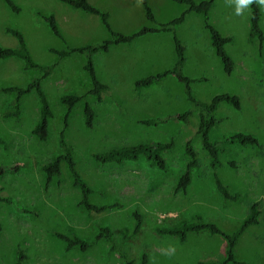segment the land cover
<instances>
[{"label": "rangeland", "instance_id": "1", "mask_svg": "<svg viewBox=\"0 0 264 264\" xmlns=\"http://www.w3.org/2000/svg\"><path fill=\"white\" fill-rule=\"evenodd\" d=\"M10 1L16 11L0 0V47H18L17 38L7 31L15 29L35 63L54 66L44 73L40 68H25L18 57L0 58V166L5 169L0 172V197L12 201H0V264H139L143 253L146 264L216 260L223 255L222 236L188 232L180 241L170 234H155L153 228L191 222L201 216L232 233L254 201L258 203V222L238 237L234 257L237 264H264V7L257 4L263 33L259 45L256 37L248 38L249 5L237 15L235 0H214L208 20L222 36L231 38L224 45L233 60L231 73L224 72L215 54L202 14L188 12L183 22L175 25L184 47L182 72L195 79L190 83L193 97L209 103L213 96L227 93L237 95L240 101L238 108L222 101L214 111L217 123L208 138L218 140L222 150L220 164L212 169L196 132L199 108L187 99L184 83L167 75L149 86L134 87L136 80L173 65L170 32H148L128 44L93 52L96 77L106 85L97 99L88 93L91 82L84 68L86 54L74 49L110 38L99 17L61 0ZM88 2L108 14L112 31L123 34L168 22L187 6L178 0H147L155 19L150 22L141 0ZM48 16H53L59 35L46 21ZM58 51L68 53L62 56ZM34 78L40 79L52 111L46 140L31 132L39 112L35 91L20 96L18 114L5 115L15 111L16 92L3 89L23 87ZM66 94L83 98L71 109L64 125L66 106L60 97ZM85 101L94 112L90 128L83 124ZM185 110H190L186 122L174 117ZM147 118L157 119L156 124L140 122ZM63 129L75 169L91 189L90 202L119 203L120 207L94 212L80 206V192L73 186L65 162L60 163L59 175L46 182L41 166L61 152L59 133ZM233 132L252 134L257 144H222L221 138ZM169 141L173 147L162 153L164 170L148 165L143 157L120 164L92 158L94 153L123 145ZM187 143L197 164L191 169V182L181 191L176 190L175 179L190 160L185 152ZM214 174L236 198L222 196ZM134 210L141 213L142 225L130 236ZM99 226L109 228L111 236L94 241ZM60 235L94 242L86 250L77 245L66 248L67 241ZM112 244L114 250H110ZM118 249L125 258L118 256Z\"/></svg>", "mask_w": 264, "mask_h": 264}, {"label": "trees", "instance_id": "2", "mask_svg": "<svg viewBox=\"0 0 264 264\" xmlns=\"http://www.w3.org/2000/svg\"><path fill=\"white\" fill-rule=\"evenodd\" d=\"M6 3L13 9L17 10L15 5L10 0H5ZM69 4L70 6L82 10L83 12L95 14L99 17L102 24L105 26L107 31L110 33V38L104 40L97 44H86L80 47H77L76 51L84 52L86 54V62L84 64L85 70H87L89 79L91 82V88L88 93L92 94L93 97L100 99L101 92L106 88V85L97 79L91 54L98 50L107 51L110 45L114 44H128L132 42L138 36H141L148 32H170L172 34L175 60L173 65L170 68H166L162 71H159L155 74L140 78L134 82V87L139 89L143 86H149L154 81L160 80L167 75H174L180 82L184 83V91L187 96V99L199 108V117L198 124L196 127V132L201 139V144L203 150L208 155V162L212 169L217 167L219 162V152L222 150L220 143L218 140L210 141L208 138V133L213 126L217 123V119L214 115V111L217 107V104L224 101L229 103L230 105L238 108L240 106V101L237 95L233 94H218L212 97L209 103H203L197 101L190 90V83L194 81V78H191L182 72V65L184 63V47L181 44L175 33V25L183 22L185 14L188 12H196L203 15L205 27L209 31V38L211 45L215 50L216 56L219 58L221 66L226 73H231L233 70V60L224 50V45L231 40L229 36H222L210 23L208 20V13L210 8L212 7L214 0H202L200 2H196L194 0H178L180 2L186 3V9L175 18L171 19L168 22L160 23L158 26H142L137 31L130 34H123L119 32L112 31L108 24V14L105 11H101L95 6H93L88 0H61ZM142 7L144 9L145 17L150 22H155L154 15L152 10L147 2V0H141ZM250 8V20H249V31L248 38L252 40L253 38H257L259 40V45H261L263 40V33L259 27V8L256 3H252L249 5ZM46 21L49 23L51 29L57 34L58 30L56 29V25L54 22L53 16L45 17ZM7 31L14 35L18 40V47L16 48H6L0 47V58L6 57H18L20 58L25 68H40L44 73L49 72L54 65L42 66L35 63L30 54L28 53L26 46L24 44V40L19 31L15 29L8 28ZM68 51H58L59 55H66ZM3 90H12L16 92L14 112L5 113L8 115L18 114L19 111V99L20 96L29 93L30 91H35L38 102H39V112H38V120L36 121L34 127L31 132L37 136L39 140H46L48 135V122L49 118L52 116L51 108L48 104L45 93L41 88V83L39 78L32 79L29 83H27L23 87H10L5 88ZM83 95L79 94H66L60 97V102L66 106V111L64 113V125L67 124V116L70 113L71 109L78 102H81ZM190 115V110H185L183 112L177 113L174 115L175 118L187 121L188 116ZM82 117L83 124L90 128L93 124L94 120V112L92 107L88 102H84L82 105ZM140 122L144 125H155L157 119L155 118H147L142 119ZM222 139V144L225 143H237L241 145H255L257 144V139L249 133L242 132H233L225 135ZM0 144H3L2 139L0 138ZM59 147L61 152L57 154L51 161L43 164L41 166L42 171L45 174L46 182H49L54 176H58L60 173V163L65 162L70 173L72 184L75 186L80 192V198L78 204L82 206L85 210L94 211V212H102L108 208L112 207H120L119 203H111V204H95L90 202L88 195L91 192V189L80 176L78 171L75 169V161L73 159L70 148L65 140L64 129L59 133ZM173 147V142H155V143H137L132 145H123L120 147L110 148L104 152L94 153L92 154V158L100 163H117L120 164L124 161H136L140 157H143L148 165L156 167L158 169L164 170L166 168V162L162 156L163 151L171 149ZM185 152L188 156H190V160L186 164L185 170L181 174L176 177V190L185 191L186 187L191 182V169L196 166V158L195 153L193 152L191 146L187 143L185 147ZM14 167H8L9 170ZM5 169L0 166V172H3ZM215 186L218 191L225 198H236L235 194H230L226 187L220 182L218 177L214 174ZM0 201L11 204L12 201L9 197H0ZM132 215L135 218L134 226L130 232V236L135 235L139 232L140 227L142 225V215L140 212L134 210L132 211ZM258 203L254 201L250 204L248 208V212L246 217L243 219L239 228L232 232L227 233L219 229L213 222L205 221L201 216H196L195 219L191 222H183L181 224L172 225L170 227L166 226H155L153 231L155 234H170L173 236H177L180 241H184L186 239V235L188 232H201L206 231L209 234H218L222 236L225 240V246L223 250V255L219 259L209 260L207 262H199L198 264H228L235 263L238 261L234 257V247L237 242L238 237L243 233L249 225L255 224L258 222ZM62 238L64 236L60 235ZM110 237L111 230L104 226L98 227V233L95 234L94 241L100 237ZM126 237V236H125ZM66 248H70L71 246L77 245L81 250H86L94 241H88L82 238L74 237L72 239L65 238ZM114 245H111L110 250H114ZM116 253L120 258H125V255L120 251V249L116 250ZM147 256L145 253L142 254L139 264H146ZM20 264V262H17Z\"/></svg>", "mask_w": 264, "mask_h": 264}, {"label": "clouds", "instance_id": "3", "mask_svg": "<svg viewBox=\"0 0 264 264\" xmlns=\"http://www.w3.org/2000/svg\"><path fill=\"white\" fill-rule=\"evenodd\" d=\"M236 2V14L239 15L242 9L246 8L252 3H256L261 7H264V0H235Z\"/></svg>", "mask_w": 264, "mask_h": 264}]
</instances>
